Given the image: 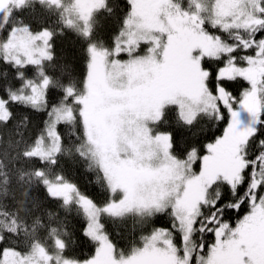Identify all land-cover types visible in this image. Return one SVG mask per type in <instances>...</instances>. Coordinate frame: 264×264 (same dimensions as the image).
Returning a JSON list of instances; mask_svg holds the SVG:
<instances>
[{
	"label": "snow or ice",
	"instance_id": "obj_1",
	"mask_svg": "<svg viewBox=\"0 0 264 264\" xmlns=\"http://www.w3.org/2000/svg\"><path fill=\"white\" fill-rule=\"evenodd\" d=\"M0 264H264V0H0Z\"/></svg>",
	"mask_w": 264,
	"mask_h": 264
},
{
	"label": "trees",
	"instance_id": "obj_2",
	"mask_svg": "<svg viewBox=\"0 0 264 264\" xmlns=\"http://www.w3.org/2000/svg\"><path fill=\"white\" fill-rule=\"evenodd\" d=\"M80 47V39L75 36L71 31L66 32V34L62 37H57V51L58 53L62 52L66 60H71L75 55H77ZM43 118L46 117L38 116L37 123H39V120ZM66 168L71 178L74 179L77 183H79L82 188H86L89 192H95V188L91 185V183H89L92 178L85 173L81 165H73L72 162L69 161L66 165ZM40 195H43L42 190ZM70 219L72 218L70 217ZM76 219H79V217H77ZM72 223L76 225L77 228L79 227V225L76 224L75 219L72 220ZM132 223L133 222L131 220L125 222L123 226L125 232L131 227ZM77 236H79L78 232ZM71 251L73 254L77 255L81 253H90L92 251V246L87 241H85L83 237H79L77 244L73 247Z\"/></svg>",
	"mask_w": 264,
	"mask_h": 264
}]
</instances>
